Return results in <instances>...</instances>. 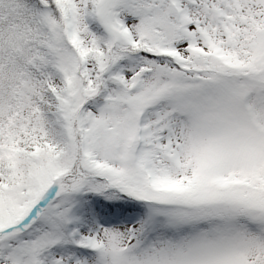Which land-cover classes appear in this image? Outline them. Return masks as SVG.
I'll return each mask as SVG.
<instances>
[{
  "label": "snow or ice",
  "instance_id": "obj_1",
  "mask_svg": "<svg viewBox=\"0 0 264 264\" xmlns=\"http://www.w3.org/2000/svg\"><path fill=\"white\" fill-rule=\"evenodd\" d=\"M0 264H264V0H0Z\"/></svg>",
  "mask_w": 264,
  "mask_h": 264
}]
</instances>
